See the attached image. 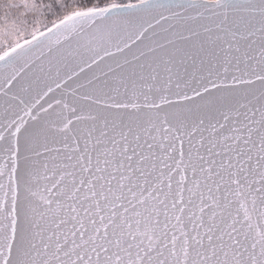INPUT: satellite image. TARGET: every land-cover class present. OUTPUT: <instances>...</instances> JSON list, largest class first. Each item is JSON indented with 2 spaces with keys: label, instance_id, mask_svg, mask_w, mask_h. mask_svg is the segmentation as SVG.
Here are the masks:
<instances>
[{
  "label": "snow or ice",
  "instance_id": "obj_1",
  "mask_svg": "<svg viewBox=\"0 0 264 264\" xmlns=\"http://www.w3.org/2000/svg\"><path fill=\"white\" fill-rule=\"evenodd\" d=\"M0 264H264V0H0Z\"/></svg>",
  "mask_w": 264,
  "mask_h": 264
}]
</instances>
